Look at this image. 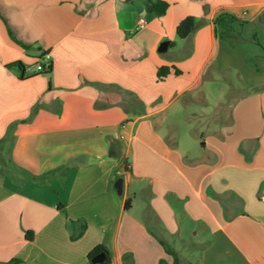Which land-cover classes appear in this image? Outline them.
<instances>
[{
  "label": "crops",
  "instance_id": "1",
  "mask_svg": "<svg viewBox=\"0 0 264 264\" xmlns=\"http://www.w3.org/2000/svg\"><path fill=\"white\" fill-rule=\"evenodd\" d=\"M154 1L0 0V264H264V0Z\"/></svg>",
  "mask_w": 264,
  "mask_h": 264
},
{
  "label": "trees",
  "instance_id": "2",
  "mask_svg": "<svg viewBox=\"0 0 264 264\" xmlns=\"http://www.w3.org/2000/svg\"><path fill=\"white\" fill-rule=\"evenodd\" d=\"M152 4H153V8H154L153 13L156 16L165 15L168 8H169V4L167 2L162 1V0H155L154 2H152ZM236 22H238L237 17H235L232 14L226 13V12H222V13L218 14L214 20V23L216 25V35L219 38L228 41L232 46H237V45L244 42V38L242 37V29H241L242 26L236 27L235 26ZM197 25H198L197 19L195 17H192V16L186 17L185 19H183L179 23V25L177 27L178 37L180 39H183V40L189 38L195 32ZM217 27H220V31H219V29H217ZM252 40L257 42L256 37H253ZM19 67L23 71L24 65L19 63ZM51 70L46 72V74H49L51 72ZM178 73H179V71L176 70V74H178ZM169 74H170V67H168V66L160 67L158 70V80H160V81L164 80ZM22 77H24V76H22ZM2 144L4 146L8 143H2ZM9 169H10L9 167L6 169L5 164L3 165V168H2L3 172H5L6 170H9ZM23 172L24 171H22V173ZM23 175L26 177L29 176L25 172ZM125 208H126V210L130 209L129 201L126 202ZM82 229L84 230V227ZM26 236H27L28 240L33 239L32 232L28 231ZM102 251H105V250L103 248H97L92 253H90V255H89L90 264H91V260L93 259V257ZM166 251L169 254L173 255L174 260H175L174 264H181L178 255L172 249L166 247ZM130 260H131L130 255L124 256V264H129ZM19 262H21V261L14 259V260L10 261L8 264H17ZM109 263H110V257L107 256V259L101 264H109Z\"/></svg>",
  "mask_w": 264,
  "mask_h": 264
},
{
  "label": "rangeland",
  "instance_id": "3",
  "mask_svg": "<svg viewBox=\"0 0 264 264\" xmlns=\"http://www.w3.org/2000/svg\"><path fill=\"white\" fill-rule=\"evenodd\" d=\"M224 83H225V81H224V78L222 77V79L221 80H219L217 83H216V88L214 89V91H213V93H212V95H210V97L208 98V100L209 101H212V102H217V100L218 99H220L221 97H223V99L225 100H223L224 102H230L231 101V99H232V97H231V95H230V93L229 92H227L228 90H226V93H225V89L224 88H222V86L221 85H223V87L225 86L224 85ZM225 93V94H224ZM228 104V103H227ZM210 105V106H209ZM207 104V105H204V103L203 104H199V105H197L198 107H197V109L195 108L194 109V143H197V141H198V138L196 137V133H197V127H199V124H198V121H197V118L199 119H201V117L202 116H200L201 115V110H206V107L208 108V109H211V106H213V105H211V104ZM214 107V106H213ZM216 110H215V112L217 113L218 111H219V113L221 112V117H223V118H228V116L230 117L231 116V110H229L228 108H220V107H218V108H215ZM198 117H197V116ZM181 130H182V133H186V134H188V135H190L191 134V131L188 129V127L187 126H183V127H181ZM198 130H200L199 128H198ZM195 241V240H194ZM194 256L195 257H198L199 256V254H198V250L197 249H195L194 250Z\"/></svg>",
  "mask_w": 264,
  "mask_h": 264
},
{
  "label": "built area",
  "instance_id": "4",
  "mask_svg": "<svg viewBox=\"0 0 264 264\" xmlns=\"http://www.w3.org/2000/svg\"><path fill=\"white\" fill-rule=\"evenodd\" d=\"M146 24L147 22L144 19H141L139 22L138 29L145 28ZM54 63L55 59L51 53H43L39 59L34 60L30 64L24 66L23 76L32 77L38 74L46 73L53 68Z\"/></svg>",
  "mask_w": 264,
  "mask_h": 264
},
{
  "label": "water",
  "instance_id": "5",
  "mask_svg": "<svg viewBox=\"0 0 264 264\" xmlns=\"http://www.w3.org/2000/svg\"><path fill=\"white\" fill-rule=\"evenodd\" d=\"M152 10V7L151 9ZM168 46H169V42H164L160 45L159 47V51L160 52H164L168 49ZM107 259V253L105 251H102L100 253H98L93 259H92V262L94 264H101L103 263L105 260Z\"/></svg>",
  "mask_w": 264,
  "mask_h": 264
}]
</instances>
